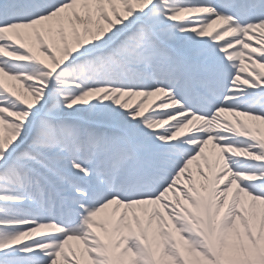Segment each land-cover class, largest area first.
I'll list each match as a JSON object with an SVG mask.
<instances>
[{
  "label": "snow or ice",
  "instance_id": "snow-or-ice-1",
  "mask_svg": "<svg viewBox=\"0 0 264 264\" xmlns=\"http://www.w3.org/2000/svg\"><path fill=\"white\" fill-rule=\"evenodd\" d=\"M0 264H264V0H0Z\"/></svg>",
  "mask_w": 264,
  "mask_h": 264
}]
</instances>
